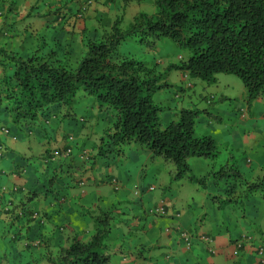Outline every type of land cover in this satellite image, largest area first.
<instances>
[{
	"label": "trees",
	"instance_id": "trees-1",
	"mask_svg": "<svg viewBox=\"0 0 264 264\" xmlns=\"http://www.w3.org/2000/svg\"><path fill=\"white\" fill-rule=\"evenodd\" d=\"M88 1H81L80 15L88 11ZM113 1L117 0H109ZM152 3L154 10L137 12L126 30L121 29L120 20H114L108 29L100 22L99 35L85 33L83 50L74 61L66 56L54 59V51L36 49L22 56L0 48V113L10 116L16 125L29 127L37 124L35 121L42 113L54 112L57 116L56 110L72 103L82 90L95 94L98 105L113 112L114 122L104 138L115 147L131 142L142 146L151 157L172 163L178 176L189 170L187 158H215L219 151L214 139L209 135H193L197 111L181 109L176 120L164 128L158 127L157 113L162 109L152 102L151 94L166 84L156 85L154 68L122 53L119 47L132 37H139L140 42L169 38L189 52L178 64L179 70L207 81L216 73L234 74L242 81L246 99L251 102L264 92V0H152ZM57 133L65 144L61 155L59 149L45 150V161L48 158L55 164L44 183L23 198L19 197L23 192L18 191L14 193L17 199L12 200L0 194V215L8 218V225L4 222L0 230V240L5 249H14L16 244L27 251V264H113L104 253L107 216L98 219V227L83 240L72 234L75 232L73 228L70 230L72 224L53 223L49 220V207L40 206V202L45 205L42 200L48 197L58 203L68 197L69 186L63 187L62 194L59 191L62 178L57 171L72 177L71 186L75 185V174L82 169L74 157H78L79 163L84 157V161L90 158L84 147L75 153L67 133ZM210 172L216 183L225 187L226 201L230 202L218 205V209H223L225 216L234 214V223H246V202L257 194L264 203V163L259 176L251 179L229 163ZM5 195L12 197L13 193ZM56 208L58 214L62 209L69 213L66 207ZM46 224L54 236L44 240ZM34 250L43 252L30 254ZM5 256L0 255V263ZM20 260L24 259L15 254L2 264H18Z\"/></svg>",
	"mask_w": 264,
	"mask_h": 264
},
{
	"label": "rangeland",
	"instance_id": "rangeland-1",
	"mask_svg": "<svg viewBox=\"0 0 264 264\" xmlns=\"http://www.w3.org/2000/svg\"><path fill=\"white\" fill-rule=\"evenodd\" d=\"M118 5L122 6L120 2ZM131 5L133 6L131 13L139 10L148 13L152 11V0H134ZM33 6H38L37 1ZM33 20L34 16L31 15V10H28L24 22L28 25ZM112 20H120L122 30H126L130 23L127 17L122 16L121 11L116 10ZM2 28H7V32L10 33L7 25ZM43 30V27L40 28L35 38H31L39 48L45 46L40 34ZM26 41L27 37L24 39V42ZM45 43L51 46L52 50L58 51H55L53 58L61 60L59 54L63 53V47L51 40ZM81 47L79 53L78 46L71 52L74 54L69 57L71 61L82 52L83 45ZM119 50L153 67L156 85L166 84L151 94L152 102L162 109L157 113L158 127L164 128L170 121L176 120L181 109L197 111L193 135H209L214 139L219 151L217 156L212 159L202 156L187 158L189 170L178 176L172 163L158 156L151 157L142 146L131 142L115 147L108 138H104L105 132L114 122L113 112L99 106L95 94H87L81 90L68 106L61 105L60 109H55L57 116H54V112L50 115L42 113L35 121L37 124H31L25 127L26 129L14 124L10 116L0 113V127L7 130L1 132L5 137L12 139L17 148L16 151L8 147L0 151V161L6 168L4 179L7 180L9 172L17 168L27 188L31 183L40 187L49 173H52L55 164L48 158L45 161L44 152L51 149L56 132L67 133L75 153L83 147L89 151L90 159L87 161L82 159V163H79L78 157H74L77 164H81V169L87 170L86 175L89 178L84 179L85 183L82 186L74 182L72 188L70 180L72 177L69 178L65 172L57 171L62 178L58 183L60 193L62 194L64 186H69V191L77 197L75 203H78V211L72 213L63 211L62 214H58L55 207H49V220H53V223L72 224L70 230L71 228L75 230L72 234L76 233L77 237L87 240L98 227L97 220L107 216L108 219L105 220L107 247L105 252H102L109 255L113 264H130L128 260H124L129 255L127 246L135 247L138 241L144 248L150 247V250L145 251L136 264H153L156 260L165 263V257L169 258L166 255L172 256L169 247L161 243L164 242L161 238L172 234L175 228L174 224L166 225V220H171L169 223L176 222L180 215H176L172 209V212L168 210L166 215L149 212L154 205L160 203V199H163L162 202L166 200L168 206L173 202L178 211L184 212L182 226L176 222L183 231L187 230V226L190 230L197 229L195 222H186L187 218L194 217L206 225L207 221L216 219L217 227L225 230L227 226L228 231L225 233L228 236L232 235L233 238L241 229L256 236L260 231L264 233V203L260 201V196L255 194L246 202L247 222L238 226L240 222L234 223V214L230 217L229 214L225 216V211L218 209V205L230 202L226 201L223 191L225 187L221 182L216 183L210 174V171H216L221 165L229 163L236 166L247 179L259 176L260 167L264 163L262 123L264 107L262 112H257V116H253L252 105L255 99L247 101L245 87L234 74L216 73L209 81L189 73L184 75L177 66L189 56V52L169 38H159L154 42L150 39L140 42L139 37L127 38L122 41ZM258 97L264 106V92ZM9 158H14V164ZM111 178L117 180L118 188L114 187ZM50 200L51 197H48L46 204ZM42 201L45 202V199ZM40 206L44 207L42 202ZM137 219L141 226L142 223L147 226L154 221L153 230L156 235L150 228L146 235H142L139 226L137 231L132 229L131 224ZM252 242L251 236L248 244ZM160 243L162 247H157ZM13 245L15 248L11 250L12 254H4L6 256L0 264L13 259L15 254L24 259L18 261V264H27L25 259L29 253L22 251L19 246L16 247V244ZM151 254L157 256L151 257Z\"/></svg>",
	"mask_w": 264,
	"mask_h": 264
},
{
	"label": "crops",
	"instance_id": "crops-1",
	"mask_svg": "<svg viewBox=\"0 0 264 264\" xmlns=\"http://www.w3.org/2000/svg\"><path fill=\"white\" fill-rule=\"evenodd\" d=\"M37 1L38 6L34 7L33 4ZM82 0H0V48H5L11 50L13 52H17L22 56H28L32 54L36 49H40L42 52H52L57 50H52L51 46H47L45 43L47 40H51L54 44H58L63 47V53L59 54L60 57H70L74 55L71 53L78 46V53L81 51L82 42L84 39L85 33L88 35H99V23L103 22L105 24V28L108 29L112 25V17L114 16V11H121L123 17H127V20H131L133 16L139 12L136 11L131 13L133 6L131 5L133 0H117L113 2H103L98 3L94 7L89 8V10L82 15L79 13V6ZM118 2L121 3L122 6L118 5ZM126 2V3H125ZM127 2H130L129 4ZM125 4V5H123ZM128 4V5H127ZM40 6H44L41 8ZM28 10H31V15L34 16V20L29 22L30 24L26 25L24 22L28 15ZM14 17H12V16ZM37 18V19H36ZM43 20V21H40ZM7 25L10 28V33L7 32V28L3 29L2 26ZM44 28L43 31H40L42 40L44 41V45L42 48H39L37 44L35 45V41L31 38H35L37 31L40 28ZM51 34V36H50ZM25 37H27V41L24 42ZM46 40V41H45ZM26 45V46H25ZM35 46V48H34ZM34 48V49H33ZM58 52V51H57ZM75 54V56L78 55ZM2 72L0 70V76ZM253 116H257V112L263 111V104L258 97L253 102ZM264 112V111H263ZM264 115V114H263ZM261 115V117L263 116ZM264 123V121L262 122ZM1 129V128H0ZM57 133L55 135V140L51 144L50 148H55L57 146H62V139ZM3 142L5 147L10 150L16 151V144L10 138H4V135L1 134L0 131V144ZM77 153V152H76ZM6 156V155H5ZM7 157V156H6ZM10 162L14 164V158H9ZM13 166V165H12ZM5 164L0 161V194L3 198L7 200H12L17 197L14 195L15 191L23 192L20 198L25 197L29 194V191L37 189V186L33 183L27 188L25 185V180H21L20 172L17 168H14L15 171L11 170L9 173V178L6 180L4 176ZM87 171V170H86ZM81 172H77L75 175L80 178H89L87 172L80 174ZM98 179V178H97ZM96 179V180H97ZM32 180V178H31ZM99 180V179H98ZM17 188L13 190V188ZM72 188L74 185L71 186ZM4 188V190H2ZM12 191V197H8L5 193H9ZM11 195V194H10ZM14 197V198H13ZM64 198V197H63ZM77 197L72 195V192L69 191L68 197L62 199L63 201L57 202V200H51L47 204L45 203L44 208L55 207L60 205V207H66V209L70 210V212L78 211V203L76 202ZM3 200V199H2ZM25 200V199H24ZM23 200V201H24ZM48 201V198L45 199V202ZM3 202V201H2ZM170 203V202H169ZM175 204L171 203V209L174 212H177L178 209L174 206ZM57 210V208H56ZM61 211H64L63 209ZM180 213V217L176 222L180 223L181 226L183 224L182 220L184 217L183 211H178ZM60 212L59 214H62ZM77 216V215H76ZM171 217V216H170ZM139 219L134 220L131 224L132 229L142 231V235H146L148 229L150 228L152 233L156 235V232L153 230V226L155 222L153 221L150 225H144L138 222ZM146 222L148 220L144 218ZM181 220V222H180ZM166 220V225L176 224L175 221ZM7 222L8 218L4 215H0V230L2 228L3 223ZM186 222L196 223L197 229L190 230L187 226V230H185L191 236V244L187 245V243L179 240L176 236V233L173 232L170 235H165L161 238V242L164 246L169 247L170 255H166L169 258L166 259L165 263L158 262L156 260L153 264H264V233L260 231L259 235H253V233H249L248 231L241 229L236 235L235 238L232 235L228 236L225 232L228 231L227 228L220 229L217 227V220L213 219L211 222L207 221V225L205 222H201L198 218L189 217ZM221 223V222H219ZM164 225V226H166ZM238 226L243 225L241 222L237 224ZM131 228V227H130ZM128 228V230L130 229ZM46 232L43 233L42 238L50 239L54 235L48 231L46 224ZM129 232V231H128ZM208 235L211 238V243L206 244L203 239L200 238L201 235ZM243 234H249L253 237V242L251 244L245 243L241 249H235L233 246V241L242 236ZM38 237V236H37ZM157 245V247H162V244ZM248 244V245H247ZM128 256L126 257L130 264H136L138 258H141L145 253V251L150 250V247H143L142 244L138 241L135 247L127 246ZM209 247L212 250H209ZM258 247H262V254H258L256 249ZM12 250V247H7L5 249V244L3 240L0 241V254H9ZM43 250H34L30 254H41ZM12 254V253H11ZM157 256V254H154ZM151 254V257L154 256Z\"/></svg>",
	"mask_w": 264,
	"mask_h": 264
},
{
	"label": "clouds",
	"instance_id": "clouds-1",
	"mask_svg": "<svg viewBox=\"0 0 264 264\" xmlns=\"http://www.w3.org/2000/svg\"><path fill=\"white\" fill-rule=\"evenodd\" d=\"M107 1H109V0H89L87 3L89 4V7L87 8L88 10H89V8H91V7H94L96 4H98V3H103V2H107ZM134 1V0H133ZM138 1H142V0H138ZM127 3H129V2H127ZM154 10V6H153V3H152V11ZM139 11H143V10H139ZM151 11V12H152ZM151 12H149V13H151ZM148 13V12H147ZM132 20V19H131ZM131 20H130V22H131ZM182 71V70H181ZM182 72H184V75H186L187 74V72L186 71H182ZM256 100V99H255ZM1 129H0V131H2L3 133L4 132H6L7 130L6 129H3L4 127H0ZM2 132H1V134H2ZM4 135V134H3ZM4 138H6L5 136H4ZM12 140V139H11ZM13 141V140H12ZM1 143H3V142H1ZM53 143V142H52ZM65 143L64 142H62V146L64 145ZM62 146H57V147H55V148H53L54 150L55 149H59V150H61L62 149ZM6 149V147H5V145H4V143L3 144H0V151H2V150H5ZM84 152H87V150H83ZM61 152H62V150L61 151H59V153H60V155H61ZM85 159V157L83 158V160ZM90 159V158H89ZM89 159H86L85 161H87V160H89ZM84 172H86V169H83L82 171H81V173L80 174H82V173H84ZM78 178H80L79 176L76 178V180L74 181V182H77V184H79V185H83L85 182V180L84 179H86L87 180V178H81V179H79V181H78ZM111 182L113 183V185H114V187L115 188H118V185H117V180L116 179H114V178H111ZM17 188H13V190H16ZM2 190H4V188H2ZM24 195H26L25 194V192H24ZM162 200L163 199H160V203H163L164 204V206H165V213L164 214H159V215H166L167 214V212H168V210H170L171 211V205L170 206H168L167 205V201L166 200H164V202H162ZM159 203V204H160ZM158 204H156V205H154V207L152 208V209H150L149 210V212L151 211L152 213H156L155 211H154V209H155V207L157 206ZM69 212H70V210H69ZM172 212V211H171ZM176 213V215H180V213L177 211V212H175ZM156 214H158V213H156ZM171 216V215H170ZM174 226H175V228L173 229V232H175L176 233V236L179 238V240H182L183 242H185L182 238H181V233L183 232V233H185L188 237H189V245L191 244L190 242H191V236L186 232V231H183V229L182 228H179V226L177 225V224H174ZM243 236H247L249 239H248V241L250 240V238H251V236L249 235V234H243L242 236H240L239 238H237L236 240H234L233 241V246H234V248H235V243L237 242V241H239ZM200 238L201 239H203L204 240V242L206 243V244H210L211 243V238H210V236H208V235H205V234H203V235H201L200 236ZM207 239V240H205V239ZM248 241H246V242H243V244H242V247H243V245L245 244V243H247ZM186 243V242H185ZM241 247V248H242ZM241 248H239V249H241ZM262 249V247H258L257 249H256V251H257V253H258V249ZM236 249V248H235ZM238 249V250H239ZM209 250L211 251L212 250V248L211 247H209ZM259 254V253H258ZM262 254V253H261Z\"/></svg>",
	"mask_w": 264,
	"mask_h": 264
},
{
	"label": "built area",
	"instance_id": "built-area-1",
	"mask_svg": "<svg viewBox=\"0 0 264 264\" xmlns=\"http://www.w3.org/2000/svg\"><path fill=\"white\" fill-rule=\"evenodd\" d=\"M154 211L156 212V213H158V214H164L165 213V206H164V204L163 203H160V204H158L156 207H155V209H154ZM181 238L187 243V245H189V237L185 234V233H181ZM205 239V238H204ZM248 237L247 236H243L239 241H237L236 243H235V248L236 249H239V248H241L242 247V244H243V242H246V241H248ZM205 240H207V239H205ZM258 253L259 254H261L262 253V249L260 248V249H258Z\"/></svg>",
	"mask_w": 264,
	"mask_h": 264
}]
</instances>
